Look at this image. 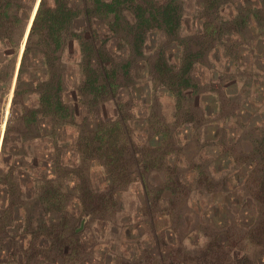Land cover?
<instances>
[{
	"label": "rangeland",
	"instance_id": "1",
	"mask_svg": "<svg viewBox=\"0 0 264 264\" xmlns=\"http://www.w3.org/2000/svg\"><path fill=\"white\" fill-rule=\"evenodd\" d=\"M42 1L0 0L1 29L17 45L0 43V154L11 120L2 184L23 187L16 201L27 203L43 174L35 156L45 131L17 116L39 103L28 79L44 73L43 42L56 44L55 13L90 9L112 66L108 90L80 97L75 122L92 136L79 146V132L66 129L63 214L51 221L59 264H264V0H136L150 24L137 22L132 0H121L119 18L91 0H44L20 84L31 26L22 42ZM167 5L182 16L179 29L164 24ZM74 24L91 27L86 17ZM50 58L59 65L64 55ZM12 159L26 166L13 180ZM11 254L2 231L0 260Z\"/></svg>",
	"mask_w": 264,
	"mask_h": 264
},
{
	"label": "trees",
	"instance_id": "2",
	"mask_svg": "<svg viewBox=\"0 0 264 264\" xmlns=\"http://www.w3.org/2000/svg\"><path fill=\"white\" fill-rule=\"evenodd\" d=\"M43 1L34 20L26 48H24L25 51L18 76V82L20 84L26 75L25 69L28 65L33 36L42 13ZM91 1L99 13L108 16L115 15L116 18H119V13L122 9L121 0H111L109 2L103 0ZM132 1L135 4L134 14L137 22L150 24L151 19L147 16V10L143 3L136 2V0ZM167 6L163 11L164 24L166 27H170V29H179L182 16L178 15L174 7ZM57 12V14L55 13L56 19L53 21V23L57 22L60 25L59 29L53 31L57 37L55 38L56 44L53 47V44L50 45L48 42H43L42 49L38 50L39 56L36 59L40 69L44 73L40 76L30 75L28 79L33 88L36 89L34 92L40 96L39 103L34 109H30L29 107L31 106L26 103V110L24 109L23 114H21L22 116L20 114L17 116L22 121L21 124L28 131L34 129L41 133L45 131L44 138L41 135L36 138L42 142L35 156V162L39 164L37 169L41 170L43 174H39V176L33 179L31 191L25 199L27 203L21 202L20 200L16 201L17 197H21L23 187H17L13 182H9L11 186L6 184L4 187L2 184L3 166L7 165L4 158L9 143L8 138L11 120L7 124L2 143V151L0 154V194L4 198L0 202V233L5 231L11 240L12 261L9 264L60 263L59 260L62 251H60L61 246L59 240L61 239V232L57 229V225L51 224L54 223L51 221H54V218L58 215L62 219L63 214L62 198L64 191L60 183V172L64 166L63 159H66L62 150L63 145L68 141L65 138L67 133L66 129L71 127L79 132V146L80 139L84 136L87 139L90 138L94 131H91L92 129L90 128V132H85L82 135L80 123L75 122L80 118L78 116L80 97L87 95V93H89L88 95L96 97L99 92L108 90L111 86L112 66L107 61V57L109 56L106 46L107 42L103 41L100 46L96 44L98 37L95 35L97 32L93 27L96 21L90 18L92 16L91 10L83 11L64 8L59 9ZM152 13H150L151 16L153 15ZM4 16H7V14H4ZM82 17L87 18L88 24L91 25L90 28H76L74 22ZM63 24L67 26L65 32L61 29ZM27 28L22 45L25 40ZM5 34L6 30L1 29L0 25V43L3 44L5 40L9 41L11 39V43H13L12 51H15L17 45L16 42H13L14 34L12 36ZM103 43H105L104 46ZM53 51H62L64 55V58L62 60L60 59L59 65H55V62L50 58ZM78 54L79 58H77ZM187 81L188 84L191 83L190 78ZM68 84L70 85L67 86ZM68 88L71 89L67 90ZM66 92H69L72 96L75 95L74 101L65 97L64 94ZM18 93L19 88L15 91V97ZM70 103L74 104V107ZM15 105L13 103V106ZM42 111H45L44 114ZM13 117H15V112H13L11 119ZM103 125L109 127L110 122H105ZM102 134L104 136L105 133L103 132ZM12 160L9 163H12ZM9 166L7 167L11 180H13L14 175L17 173L22 174L23 170L26 169V166H16L14 160L10 168ZM19 179L20 177L18 178L17 176V180ZM2 187L4 190H2ZM49 247L52 248L50 249ZM50 251L54 254L49 255ZM8 262L9 260H0V264H8Z\"/></svg>",
	"mask_w": 264,
	"mask_h": 264
},
{
	"label": "bare ground",
	"instance_id": "3",
	"mask_svg": "<svg viewBox=\"0 0 264 264\" xmlns=\"http://www.w3.org/2000/svg\"><path fill=\"white\" fill-rule=\"evenodd\" d=\"M34 9H35V7H34ZM34 9H33V12H34ZM37 11V10H36ZM33 12H32V15H33ZM35 14H36V12H35ZM35 17V16H34ZM32 20V21H31ZM33 20H34V18L32 19V16H31V19H30V21H29V24H28V28H27V31H28V29H29V26H31L32 25V23H33ZM31 24V25H30ZM28 33V32H27Z\"/></svg>",
	"mask_w": 264,
	"mask_h": 264
},
{
	"label": "water",
	"instance_id": "4",
	"mask_svg": "<svg viewBox=\"0 0 264 264\" xmlns=\"http://www.w3.org/2000/svg\"><path fill=\"white\" fill-rule=\"evenodd\" d=\"M36 15H37V13H36ZM35 18H36V16H35ZM35 18H34V20H35ZM34 20H33V23H34ZM33 23H32V25H31V29H32ZM31 29H30V31H31ZM30 31H29V34H30ZM29 34H28V37H29ZM27 41H28V38H27V40H26V42H25V47H26V43H27Z\"/></svg>",
	"mask_w": 264,
	"mask_h": 264
}]
</instances>
